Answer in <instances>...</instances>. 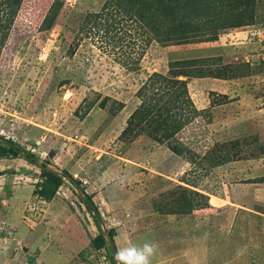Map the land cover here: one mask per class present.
I'll return each mask as SVG.
<instances>
[{"label":"rangeland","instance_id":"rangeland-1","mask_svg":"<svg viewBox=\"0 0 264 264\" xmlns=\"http://www.w3.org/2000/svg\"><path fill=\"white\" fill-rule=\"evenodd\" d=\"M52 1L21 0L0 36V264H112L119 247L145 242L156 247L151 264H264V209L214 210L217 202L207 204L204 194L264 183V0H201L211 14L194 3L190 15L182 10L185 37L170 42L168 25L153 27L156 38L122 10L104 12L106 0H58L43 30ZM94 13L97 28L88 19ZM234 13L251 20H229ZM240 21L247 25L221 28ZM179 69L189 75L179 79L197 111L169 140L181 156L129 119L149 76ZM197 70L232 80L237 101L196 86L191 98L188 79ZM244 121L250 130L237 128ZM234 161L258 170L227 177ZM44 171L61 176L47 200L39 191L54 186Z\"/></svg>","mask_w":264,"mask_h":264},{"label":"trees","instance_id":"trees-1","mask_svg":"<svg viewBox=\"0 0 264 264\" xmlns=\"http://www.w3.org/2000/svg\"><path fill=\"white\" fill-rule=\"evenodd\" d=\"M20 2L21 0H0V36L3 35V32L9 28L15 14V10L19 6ZM186 2V5H180L179 0H106L103 3L102 9L104 12H106L107 9L120 12L122 10L123 13L136 18V20L143 26H147L148 29L154 33V37L158 36V32L156 28L153 27H164L168 25L166 27L167 33H165L168 37H165L163 40L164 42H170L172 40L182 39L185 37V29L180 22L182 20L184 21L185 17L190 15L191 12H195L193 8L194 3L197 4V6L200 3V5L203 4L201 0H186ZM204 4L201 6L203 13L205 12L207 14H211L210 11L208 13L207 6ZM188 5L192 6L189 9L190 11L188 9L186 10ZM209 5L212 6V3L209 2ZM59 9L60 2L58 0H53L41 21V28L43 30H47L52 26ZM208 9L210 10L211 8L209 7ZM182 10L185 12V17L183 16ZM234 14L237 15H232L231 17H228V19H235L238 21L240 19L247 18L249 21L251 20L250 16H243V13L239 15L238 13ZM100 16V14L94 13L90 14L88 18L90 20V17H92L91 21L95 28L98 26L96 22L100 20ZM85 22H87V19ZM227 24V27L221 28H237L247 25L244 21H240L235 25L230 23ZM109 28L110 26L102 27V30L105 32L103 35L104 37L108 36L110 32ZM181 70L183 69L169 70L167 75H159L156 73L151 74L147 79V81H149L148 84H143L137 91L141 101L137 108L129 116V119L131 120L130 122L136 123V126L139 125L138 127H140V131H143V134L150 137L153 141H156L160 145H166V148L177 156L182 155L184 152L183 148L179 147V144L177 146L172 144L169 140L172 136L181 131L183 126H185L184 123H187L191 117H194L197 114L196 109L188 97L185 81L179 79V77H189V75H186V73H183ZM197 71L198 74L193 75V77H208V74L205 72H201L200 70ZM218 74L212 75L211 78L227 79L224 76L222 77L220 72H218ZM129 125H131V123L129 124L128 122V126ZM0 149L2 148L0 147ZM8 152L14 156L17 155V152L12 147L8 148ZM2 157L3 154L0 152V158ZM44 173L51 178L54 186L51 190L44 187L41 191H39L40 196L43 197L44 200H47L50 199L51 193L60 185L61 179L59 177L61 176H53L49 171H44ZM61 175L66 177L72 184L75 185L74 180L67 172L61 171ZM193 195L198 197L202 196L196 193H193ZM81 201L82 203H86V208L92 207L95 210V207H93L92 202L88 197L83 196ZM190 203L191 200L189 198L185 200V204L189 205ZM108 237L111 238V234L109 232ZM103 243L104 238L102 233L95 237L91 242L92 246L95 248L102 246ZM111 262L114 264L112 259Z\"/></svg>","mask_w":264,"mask_h":264},{"label":"crops","instance_id":"crops-1","mask_svg":"<svg viewBox=\"0 0 264 264\" xmlns=\"http://www.w3.org/2000/svg\"><path fill=\"white\" fill-rule=\"evenodd\" d=\"M224 80H226V79H217V78H210V77L188 79V84H187L188 85L187 88L189 91L188 93L192 98V95H194V94H190V90H191L190 87L196 86V87H199L201 89L205 88L206 92L213 93V94H215V96H221L220 94H225L226 96H228V99H227L228 104L234 103V101H237V98L234 97L233 95H229V92L232 89V88L230 89L229 84H231L232 80H226V81H224ZM225 82H226L225 87L227 89L229 88L227 90V93L224 92ZM241 95L242 94H240L239 96H241ZM230 96H232V97H230ZM230 100H232V101L229 103ZM228 104H226V105H228ZM217 105L218 106H216V107H219V104H217ZM244 122L237 123V128L240 130L241 129H249L250 130L251 129V123L250 122L244 123ZM237 161L241 162L243 165L248 163V160L245 161L244 159H240ZM249 162H250V160H249ZM229 163H230V165H228V164L226 165V166H228L227 168H230L233 166V169H227V172H226L227 177H236L239 174L238 176H241L242 178H247L245 176H249V174H252L253 172H256L258 170L257 168H254L252 171V169L249 168L248 165L239 168V167H237L236 161L229 162ZM263 172H264V165L262 163V173ZM244 180H246V179H244ZM204 194L206 197L207 204L209 203L210 198L214 199L217 202L216 207H211L214 210H216L218 208H226L228 210L238 211L239 213H242V211H244V212L250 211L249 209H253V208L264 209V183L263 182H262V187H260V185H257V184H248V183L230 184V185H228V187H226L225 194L222 196L210 195V194H206V193H204ZM207 206H209V205H207ZM250 212H252V211H250ZM184 215H187V214H184ZM251 216L252 215H247L246 217H248V219H249V218H251ZM257 219L259 221L261 220L258 217H257ZM190 245H191V247H195V250H199L197 247L198 245H196L194 243H191ZM197 253H198V251H197ZM165 264H167V262H165Z\"/></svg>","mask_w":264,"mask_h":264},{"label":"clouds","instance_id":"clouds-1","mask_svg":"<svg viewBox=\"0 0 264 264\" xmlns=\"http://www.w3.org/2000/svg\"><path fill=\"white\" fill-rule=\"evenodd\" d=\"M155 252L156 247L151 242L143 245L128 244L116 250L114 260L116 264H151Z\"/></svg>","mask_w":264,"mask_h":264},{"label":"built area","instance_id":"built-area-1","mask_svg":"<svg viewBox=\"0 0 264 264\" xmlns=\"http://www.w3.org/2000/svg\"><path fill=\"white\" fill-rule=\"evenodd\" d=\"M262 54H263L262 59L261 60L258 59V61H260L262 64V86L261 87L263 88V90L261 91L262 92V97H261L262 104L260 105L261 110L259 111H262V115L264 116V52ZM263 122H264V118H263Z\"/></svg>","mask_w":264,"mask_h":264},{"label":"water","instance_id":"water-1","mask_svg":"<svg viewBox=\"0 0 264 264\" xmlns=\"http://www.w3.org/2000/svg\"><path fill=\"white\" fill-rule=\"evenodd\" d=\"M89 207V206H88ZM90 208V207H89ZM94 213V212H93ZM95 217V220H96V223L99 225V221H98V219H97V216H94ZM104 237L108 240V241H110V238L108 237V235H104ZM112 255H114V253L112 254ZM113 261H115L114 259H112ZM114 264H116V263H114Z\"/></svg>","mask_w":264,"mask_h":264}]
</instances>
